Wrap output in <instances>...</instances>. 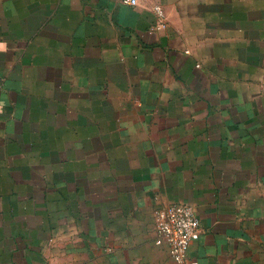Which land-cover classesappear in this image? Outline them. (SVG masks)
<instances>
[{
	"label": "crops",
	"instance_id": "1",
	"mask_svg": "<svg viewBox=\"0 0 264 264\" xmlns=\"http://www.w3.org/2000/svg\"><path fill=\"white\" fill-rule=\"evenodd\" d=\"M173 203L264 264V0H0V264H176Z\"/></svg>",
	"mask_w": 264,
	"mask_h": 264
},
{
	"label": "built area",
	"instance_id": "2",
	"mask_svg": "<svg viewBox=\"0 0 264 264\" xmlns=\"http://www.w3.org/2000/svg\"><path fill=\"white\" fill-rule=\"evenodd\" d=\"M125 4L137 5L139 0H121ZM160 18L164 10L155 6ZM200 218L193 206L173 203L155 210V231L157 245H164L176 264H186L188 249L192 239L200 229Z\"/></svg>",
	"mask_w": 264,
	"mask_h": 264
}]
</instances>
